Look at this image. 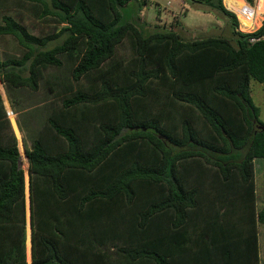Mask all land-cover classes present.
<instances>
[{"label":"trees","instance_id":"1","mask_svg":"<svg viewBox=\"0 0 264 264\" xmlns=\"http://www.w3.org/2000/svg\"><path fill=\"white\" fill-rule=\"evenodd\" d=\"M188 1L227 17L231 36L185 40L173 28L147 33L132 21L134 10L124 21L123 9L148 0H0V37L13 36L25 50L20 59L0 62L1 84L38 91L43 71L62 67V56L74 84H99L93 92L65 87L63 110L48 119L65 146L56 152L39 137L25 150L32 264H116L111 248L129 264H261L264 205L255 210V160L264 158V121L251 81L264 84V22L243 33L224 0ZM127 39L138 63L121 85L108 63ZM164 79L180 89L154 84ZM209 82L212 97L198 91ZM140 99H149L150 112L158 110L152 118L138 117ZM170 99L194 109L210 132L192 116L180 120V134L166 129ZM104 105L115 112L113 121L91 116ZM144 143L152 160L135 154ZM117 156L122 160L110 170ZM21 162L0 89V264H28ZM140 185L155 188L142 203ZM121 198L125 209H115ZM226 204L231 209L220 211ZM237 205L249 215L234 221Z\"/></svg>","mask_w":264,"mask_h":264},{"label":"rangeland","instance_id":"2","mask_svg":"<svg viewBox=\"0 0 264 264\" xmlns=\"http://www.w3.org/2000/svg\"><path fill=\"white\" fill-rule=\"evenodd\" d=\"M140 3L143 4V0H140ZM258 4L259 0H254L253 3H249V5H251V7L254 9L258 8ZM133 10L135 16H133L134 18L132 21H136L140 26H143L147 33L153 32L156 30V28H173L181 34L183 39L194 40L209 36L230 37L233 30L230 20L227 17L217 11L205 13L203 11L196 10L192 7L188 0H148L147 4L143 5L142 7H140L138 3L134 6L130 5L129 8L123 9L125 17L124 21H127L130 18ZM15 12L16 11L14 10L8 11V13L11 15H14ZM232 12L235 13L234 11ZM1 15L2 13L0 12V24L2 23ZM235 15L239 22L238 31L243 33H253L257 31L262 27L264 22V14H262L261 19L259 20L260 26L256 27L254 25L252 30L247 31V29L242 25L237 13H235ZM34 23V20L29 19V25H33ZM29 27V30L32 34L40 33V31L35 30L34 27ZM59 27H62V25ZM61 41L62 38H59L50 42L48 48L54 47L56 44L61 43ZM24 52L25 50L18 44V41L13 36L0 37V62L11 58L20 59L22 58ZM61 59L64 62L62 67H50L43 71L38 91H33L29 88L11 89L5 84L0 83V89L4 96V103H6V105L8 103L15 113V117H12V119L9 120L11 121L12 130L19 142V148L22 154L21 166L25 171L27 217L26 252L28 264H32L31 190L28 174V162L24 155L25 150L32 149L33 142L39 137H43L44 141L49 145V147L56 152L65 146L64 139L59 137L56 132L51 129L48 119L63 110L62 99L66 96V91H64V89L68 84L73 85L74 88H78L80 86L89 92H93L99 88L98 82L88 83L86 80H83L79 86L74 84L71 78V63H69L63 56ZM137 63V56L132 49L130 41L127 39L118 47L114 59L111 60L108 65L112 67L115 75L114 77L117 82L122 85L129 82V71L135 69ZM209 83L206 85L203 84V86L201 85L198 91L207 93V95H211L212 97L210 89L208 88V85H211V82ZM154 84L163 90L170 88L169 90L171 91L178 90L181 87L173 85L169 79H164L163 81H158ZM251 96L256 106L260 109L261 120L264 121V84L253 79L251 81ZM150 103L151 102H149V99H140L136 101L135 104L138 117L152 118L153 114L158 112L156 109H152L151 112L148 110V105ZM154 106L161 110L158 105L153 104V108ZM69 113L73 114L74 110L70 111ZM91 116L95 117V121H113L116 114L111 107L104 105L99 108L92 109ZM183 116L194 117L197 121V126L201 131L205 133L210 132L209 128L204 126L198 119L194 109L173 99L168 100V107L165 111V117L162 119L164 127L169 130L174 129L176 134H180V120L183 118ZM7 134L11 135V131L9 130ZM150 152V149L144 143L140 145L138 152L135 154H140L143 156L144 161H149L152 160ZM120 160H122L120 156L113 158V160L110 162V170L115 165H117L118 161ZM255 179V210L258 211L264 205V158L255 160ZM41 185L43 186L42 181ZM44 186H47V183ZM151 188L150 191L146 187L140 185L139 196L137 199L138 203H142L149 195L154 194L155 188ZM228 205L229 204H226L221 207L220 211H229L231 207H228ZM118 207L125 209L126 203L124 198H121L119 200V204L114 208L117 209ZM248 215V210L240 209L237 205L236 213L234 214L233 218L234 221H237L238 219H242L244 216ZM196 231L199 232L198 230ZM258 231L260 261L261 264H264V225H259ZM193 238H195V236H193ZM116 243L121 245V242ZM110 251L113 253L111 258L116 264L130 263L123 255L117 254L116 248H111ZM144 264L151 263L145 262Z\"/></svg>","mask_w":264,"mask_h":264},{"label":"bare ground","instance_id":"3","mask_svg":"<svg viewBox=\"0 0 264 264\" xmlns=\"http://www.w3.org/2000/svg\"><path fill=\"white\" fill-rule=\"evenodd\" d=\"M228 9L237 13L242 25L247 29V31L252 30L254 25L256 27L260 26L259 20L261 15L264 14V0H259L258 8L255 10V14L243 13V9L247 6L244 0H224Z\"/></svg>","mask_w":264,"mask_h":264},{"label":"built area","instance_id":"4","mask_svg":"<svg viewBox=\"0 0 264 264\" xmlns=\"http://www.w3.org/2000/svg\"><path fill=\"white\" fill-rule=\"evenodd\" d=\"M255 10L256 9L251 7V5L247 4V6L243 9V13L245 15L251 14V13L255 14ZM262 39H264V37ZM259 40L260 39H252L251 42L254 43V42H257ZM6 111H7V116H8L9 119H12V117H15V113H14V111L11 108L6 106Z\"/></svg>","mask_w":264,"mask_h":264},{"label":"crops","instance_id":"5","mask_svg":"<svg viewBox=\"0 0 264 264\" xmlns=\"http://www.w3.org/2000/svg\"><path fill=\"white\" fill-rule=\"evenodd\" d=\"M244 1H245V3L249 4L246 0H244ZM226 6H227V5H226ZM227 7H228V6H227ZM227 9H228V8H227ZM6 106L12 109V107H11L8 103H7Z\"/></svg>","mask_w":264,"mask_h":264},{"label":"water","instance_id":"6","mask_svg":"<svg viewBox=\"0 0 264 264\" xmlns=\"http://www.w3.org/2000/svg\"><path fill=\"white\" fill-rule=\"evenodd\" d=\"M228 10H230V9H228ZM231 11V10H230Z\"/></svg>","mask_w":264,"mask_h":264}]
</instances>
